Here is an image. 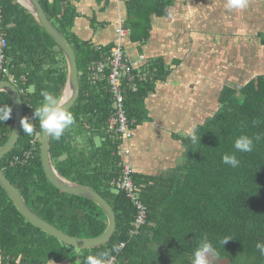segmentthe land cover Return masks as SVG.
Masks as SVG:
<instances>
[{"label":"trees","instance_id":"1","mask_svg":"<svg viewBox=\"0 0 264 264\" xmlns=\"http://www.w3.org/2000/svg\"><path fill=\"white\" fill-rule=\"evenodd\" d=\"M39 1L72 45L79 75V96L69 110L75 124L60 140L50 138L53 164L65 178L90 186L105 198L115 212L116 227L106 243L76 248L27 221L0 186V264L64 260L84 264L88 255L111 251L114 246L119 252H111L113 264H191L193 250L205 236L217 250L219 262L264 264V256L256 248L257 242H264V138L254 141L251 152L236 153L238 167L222 162L224 154L235 151L233 143L238 136L264 137V76L240 88L223 87L219 108L211 119L197 126L200 138L192 142L189 135L179 137L185 159L176 168L157 175L132 173L138 197L147 207V218L139 232L130 236L136 210L130 198L111 185L122 159L119 141H113L105 127L113 111L112 98L102 86L90 85L86 71L88 63L100 58L101 53L72 30L78 16L77 0ZM171 2L125 0L130 40H146L151 16L164 15ZM0 8L10 69L26 77L25 87H32L30 107L25 110L33 113L42 103V90L59 98L66 80L65 59L54 39L20 4L0 0ZM151 67L156 68L152 80L140 84L136 92H124L125 112L132 127L147 120L146 94L156 79L167 75L163 63L152 61ZM5 105L12 108V101L1 91L0 107ZM12 120L13 108L11 118L0 122V146L10 134ZM34 122L35 131L40 132L38 122ZM34 133L27 135L21 130L15 146L1 158L0 168L44 220L71 236H98L107 226L104 212L92 200L51 184L41 164L39 140L31 143ZM27 150L32 153L27 160H14ZM225 238L230 239L222 245L220 241ZM120 243L125 245L120 248Z\"/></svg>","mask_w":264,"mask_h":264},{"label":"crops","instance_id":"2","mask_svg":"<svg viewBox=\"0 0 264 264\" xmlns=\"http://www.w3.org/2000/svg\"><path fill=\"white\" fill-rule=\"evenodd\" d=\"M74 3L78 38L104 46L119 41L135 65L143 54L168 70L146 94L147 120L120 144L129 149L121 157L134 172L157 175L176 168L185 150L179 137L211 119L223 87L240 88L264 76V0H247L245 9L231 11L225 0H172L164 15L151 16L150 35L142 42H132L129 34L117 37L118 19L126 21L125 1Z\"/></svg>","mask_w":264,"mask_h":264},{"label":"built area","instance_id":"3","mask_svg":"<svg viewBox=\"0 0 264 264\" xmlns=\"http://www.w3.org/2000/svg\"><path fill=\"white\" fill-rule=\"evenodd\" d=\"M2 20L3 14L0 8V77H2L1 80H7L17 88L24 105V117L31 120L32 112L27 109L25 110V108L30 107V93L32 89L31 87H25L26 77L24 75L17 76L10 69V63L6 56V28ZM116 34L118 39L129 34V29L125 26L124 17L119 18L117 21ZM92 45L95 50L100 51L101 56L88 63L86 68L88 80L91 86H102L111 95L113 111L106 121V133L113 141L117 140L121 144L123 141L132 137L131 122L126 116L124 107V92L138 91L140 84L153 79L156 68L151 67L150 61L143 54L137 55L139 65H135L119 41H116L108 51L104 45ZM31 122L35 127L34 120ZM39 137L40 132L36 130L31 143H34ZM120 153L126 155L129 153V149L127 147H120ZM31 155V151L27 150L23 153L22 157L14 156V160L22 159L25 161ZM133 172L134 169L131 162L127 158H122L119 162L118 174L111 181V185L116 191H122L130 198L136 210L130 236L139 232L140 227L145 223L147 218V207L138 197L137 187L132 178ZM120 244V248L125 245L124 243Z\"/></svg>","mask_w":264,"mask_h":264},{"label":"water","instance_id":"4","mask_svg":"<svg viewBox=\"0 0 264 264\" xmlns=\"http://www.w3.org/2000/svg\"><path fill=\"white\" fill-rule=\"evenodd\" d=\"M25 8L35 19V21L54 39L58 47L63 53L66 63V80L59 100L66 101L64 107L69 111L75 104L79 96V78L76 55L69 40L64 33L60 31L56 25L47 17L39 0H14ZM5 92L9 95L12 101L13 108V122L10 134L7 140L0 146V160L6 155L16 144L22 126L20 124L21 118L24 117V105L22 97L17 88L7 80H0V92ZM50 136L41 133L39 137L40 143V160L44 173L48 180L59 190L83 196L95 202L104 212L107 219V226L105 230L98 236L91 238H82L71 236L59 230L42 217L37 215L26 203L16 186L6 177L0 168V186L7 193L14 206L20 214L31 224L40 228L47 234L57 238L59 241L69 245H74L76 248H93L106 243L112 236L116 227L115 212L108 201L103 198L92 187L73 182L62 176L55 168L51 154H50Z\"/></svg>","mask_w":264,"mask_h":264},{"label":"clouds","instance_id":"5","mask_svg":"<svg viewBox=\"0 0 264 264\" xmlns=\"http://www.w3.org/2000/svg\"><path fill=\"white\" fill-rule=\"evenodd\" d=\"M224 7L226 10H243L247 7V0H225ZM40 96L43 98L40 106L33 109L32 119L22 117L20 124L22 130L27 135H32L35 131V127L31 121H37L39 130L41 133L52 137L55 140H60L65 131L71 128L75 124V118L71 112L64 107L66 101L59 100L54 94L42 90ZM12 108L9 105L0 107V122L7 121L11 118ZM255 123V122H254ZM189 138L192 142H196L200 138L197 136V127L193 125L189 129ZM262 138L260 134L250 137L242 134L238 136L233 143L234 152L232 154H224L222 156V162L232 168L239 166L240 161L237 158L236 153H249L253 150L254 141L259 142ZM230 238H225L220 241L223 245ZM256 248L261 256H264V242H257ZM119 252L118 247H113L111 251L104 250L98 254L88 255L84 261V264H113L114 257L111 252ZM217 250L213 247V244L205 236L201 239L198 246L193 250V256L191 264H209V256L215 257Z\"/></svg>","mask_w":264,"mask_h":264},{"label":"rangeland","instance_id":"6","mask_svg":"<svg viewBox=\"0 0 264 264\" xmlns=\"http://www.w3.org/2000/svg\"><path fill=\"white\" fill-rule=\"evenodd\" d=\"M150 63H152V61ZM31 89H32V87H31ZM239 101H242V99L240 98ZM184 159H185V157H184V154H183L182 157H179L178 164L180 165L184 161ZM209 264H225V263L219 262L215 257L210 255L209 256Z\"/></svg>","mask_w":264,"mask_h":264}]
</instances>
